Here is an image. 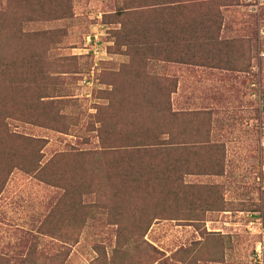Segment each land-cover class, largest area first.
Instances as JSON below:
<instances>
[{"label": "rangeland", "instance_id": "rangeland-1", "mask_svg": "<svg viewBox=\"0 0 264 264\" xmlns=\"http://www.w3.org/2000/svg\"><path fill=\"white\" fill-rule=\"evenodd\" d=\"M0 182V264H264V0H0Z\"/></svg>", "mask_w": 264, "mask_h": 264}, {"label": "trees", "instance_id": "trees-1", "mask_svg": "<svg viewBox=\"0 0 264 264\" xmlns=\"http://www.w3.org/2000/svg\"><path fill=\"white\" fill-rule=\"evenodd\" d=\"M48 163V161L46 163L43 164V166H40L39 163L37 164V167H36V171H40L44 165H46ZM34 164V163H32ZM19 165V166H18ZM21 166V167H20ZM14 167H18L20 169H29V165H25L24 163H21V162H18ZM26 171V170H25ZM55 179H58L60 178L61 180L62 177L60 176H57V177H54ZM5 180V179H4ZM1 183V182H0ZM2 185H3V182H2ZM20 232H23L25 233V231H22L20 230ZM19 242H21V240H19ZM19 242L17 241V248L19 247ZM8 246V245H7ZM16 246V245H15ZM4 256V255H3ZM5 260H8L7 257L11 258L12 260H14L15 262H18L20 264H34V261H33V257L32 255H30L29 257H27L26 255L24 257H22L21 255H17V254H10L9 256L7 257H3Z\"/></svg>", "mask_w": 264, "mask_h": 264}]
</instances>
